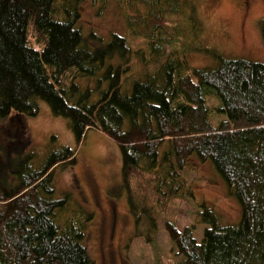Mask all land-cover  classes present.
Instances as JSON below:
<instances>
[{"label": "trees", "instance_id": "trees-1", "mask_svg": "<svg viewBox=\"0 0 264 264\" xmlns=\"http://www.w3.org/2000/svg\"><path fill=\"white\" fill-rule=\"evenodd\" d=\"M197 1L128 0L129 26H143L133 35L158 38L152 54L164 58L162 43L178 38V25L171 31L165 26L170 17L189 9L200 34ZM58 2L0 0V119L37 116L43 101L68 120L77 145L41 160L28 154L33 146L15 140L20 133L14 131L9 146H0V264H95L86 245L93 214L75 208L71 194L58 198L54 181L59 169L76 162L90 130L117 142L124 181L146 178V188L160 198L182 197L188 162L195 158L212 164L239 202L235 226H221L204 206L208 226L201 241L195 225L179 229L167 221L177 264H264V63L208 52L218 65L198 69L185 53L169 56L129 91L125 80L134 53L127 39L114 33L102 42L91 33L96 45H89L78 25L83 0ZM137 3L149 7L148 16L138 14ZM259 28L264 43V21ZM102 73L98 84L108 86L94 100L77 79ZM136 197L130 198L133 211L144 207Z\"/></svg>", "mask_w": 264, "mask_h": 264}, {"label": "rangeland", "instance_id": "rangeland-1", "mask_svg": "<svg viewBox=\"0 0 264 264\" xmlns=\"http://www.w3.org/2000/svg\"><path fill=\"white\" fill-rule=\"evenodd\" d=\"M127 1L83 0L78 25L91 46L96 45L88 38L91 33L102 42H108L114 33L127 39L134 53L131 74L127 73L125 80L129 91L131 83L145 80L169 56L182 57L185 53L191 67L198 69L218 65V59L208 52L264 63V43L259 28L264 21V0L197 1L198 21H194L198 30L199 25L202 27L200 34L194 32L189 9L180 18L170 17L165 26L170 30L178 25V38L172 39L170 44L162 43L164 58L152 54L154 47L160 45L158 38L148 40L133 35V29L143 26H129ZM137 6L138 14L148 16L149 7L140 3ZM102 77L103 73L91 79H77V83L82 92L90 89L92 99L98 100L108 86L105 82L98 84ZM39 102L37 116L16 118L14 115L0 119V146H9L15 131L20 133L15 140H28L33 146L32 151L27 150L28 154L35 153L41 160L63 146L76 149L68 120L55 116L45 102ZM21 121L24 124H20ZM25 156L21 157L22 161ZM122 172V154L117 142L97 130H90L78 149L76 162L59 169L55 175L57 197L71 194L75 208L93 214L86 245L95 264H177L181 258L176 256L165 223L172 221L179 229L195 225V236L201 241L208 226L202 223L204 206L214 210L221 226H235L240 222L239 202L209 162L195 158L188 162L182 197L170 198L163 194L160 198V193L156 195L153 189L146 188L144 181L149 179L139 181L133 177L124 181ZM136 193L139 205L144 207L137 209L136 206L133 211L130 198ZM154 219L155 228L151 226Z\"/></svg>", "mask_w": 264, "mask_h": 264}, {"label": "bare ground", "instance_id": "bare-ground-1", "mask_svg": "<svg viewBox=\"0 0 264 264\" xmlns=\"http://www.w3.org/2000/svg\"><path fill=\"white\" fill-rule=\"evenodd\" d=\"M40 103V102H39Z\"/></svg>", "mask_w": 264, "mask_h": 264}]
</instances>
